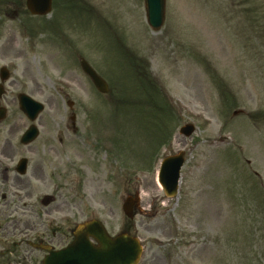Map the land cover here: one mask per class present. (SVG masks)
<instances>
[{
    "label": "rangeland",
    "instance_id": "rangeland-1",
    "mask_svg": "<svg viewBox=\"0 0 264 264\" xmlns=\"http://www.w3.org/2000/svg\"><path fill=\"white\" fill-rule=\"evenodd\" d=\"M23 1L0 0V66L44 110L23 146L29 122L17 99L7 103L0 142L15 124L13 157H60V231L68 238L74 223L97 217L116 234L128 222L123 199L138 191L144 264H264V0H166L157 32L142 0H52L43 17ZM129 59L152 83L142 87ZM185 123L195 126L189 138L178 133ZM179 150L186 160L170 199L155 178Z\"/></svg>",
    "mask_w": 264,
    "mask_h": 264
},
{
    "label": "flooded vegetation",
    "instance_id": "flooded-vegetation-1",
    "mask_svg": "<svg viewBox=\"0 0 264 264\" xmlns=\"http://www.w3.org/2000/svg\"><path fill=\"white\" fill-rule=\"evenodd\" d=\"M2 67L4 65L0 66V129L9 112L7 103L17 99L11 71L7 68L8 77L3 79ZM15 130V124L9 125L8 136L0 142V264H43L50 252L60 250L74 239V227L69 228L67 238L60 231L64 219L52 214L67 203L60 192V157H13L10 137ZM21 171L24 173L20 174ZM39 184H49L50 193H41ZM74 195L76 209L79 196L76 192ZM147 228L140 225L143 232ZM120 232H135L134 223H124ZM86 238L96 244L93 236L86 235ZM140 239L144 250L148 242ZM142 256L139 264L148 263L149 258Z\"/></svg>",
    "mask_w": 264,
    "mask_h": 264
},
{
    "label": "water",
    "instance_id": "water-1",
    "mask_svg": "<svg viewBox=\"0 0 264 264\" xmlns=\"http://www.w3.org/2000/svg\"><path fill=\"white\" fill-rule=\"evenodd\" d=\"M164 3L165 0H144L145 13L149 26L153 30H158L164 20ZM27 9L32 14H47L51 9V0H26ZM82 70L90 77L95 87L100 92H106L108 87L106 83L92 70L84 61H81ZM71 105V103H69ZM20 109L33 120L42 110L39 103L25 95L19 96ZM181 133L190 135L193 131L191 125H185L181 128ZM36 136V130L31 127L21 138L22 143L32 141ZM183 163L182 153L175 156L167 157L163 160L158 181L167 196L176 193L179 170ZM138 196H128L123 203V211L128 217H132L133 205H138ZM75 239L68 247L50 254L45 264H135L141 247L135 238L128 237L125 234L111 238L107 235L103 226L96 220H91L80 224L73 232ZM91 234L95 236L99 246L90 247L84 238V235Z\"/></svg>",
    "mask_w": 264,
    "mask_h": 264
}]
</instances>
